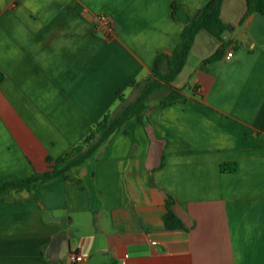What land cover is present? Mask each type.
<instances>
[{
	"label": "crops",
	"instance_id": "0c3cea01",
	"mask_svg": "<svg viewBox=\"0 0 264 264\" xmlns=\"http://www.w3.org/2000/svg\"><path fill=\"white\" fill-rule=\"evenodd\" d=\"M209 1L0 0V180L76 161L180 44L174 5L189 22ZM246 11L224 0L228 41L197 35L172 83L185 102L156 91L91 159L0 198V264H264V17ZM170 197L183 228L165 224Z\"/></svg>",
	"mask_w": 264,
	"mask_h": 264
},
{
	"label": "trees",
	"instance_id": "16d2710c",
	"mask_svg": "<svg viewBox=\"0 0 264 264\" xmlns=\"http://www.w3.org/2000/svg\"><path fill=\"white\" fill-rule=\"evenodd\" d=\"M247 11L241 20L244 23L245 20L252 14L257 13L264 17V0H246ZM224 0H211L209 1L197 14L195 18L185 24L182 32L181 42L174 49L172 54H160L157 58L154 77L155 81H150L143 94L134 102L129 104L123 109L122 112L117 115L108 114L102 121L96 124L90 134L82 141V143L76 147V151L80 153V157L69 164L65 163V159H60L55 162L50 172L45 174H34L32 177L24 180L17 179H3L0 180V198L3 197L9 190L15 188H30L33 184L39 181H50L60 176H65L73 167L80 165L101 149L108 140L116 133L124 123L131 117H138L141 121L143 114L148 109L147 103L156 91L162 88L169 90L168 95L160 102L162 107L169 106L179 101L185 102L187 99L183 94V90L175 89L172 83L178 77V75L184 69L187 59L192 50L194 41L197 35L206 31L213 35L216 39L223 42L222 34L226 30V27L221 18V10ZM179 7L174 5V16L177 18ZM223 55V49L218 50L212 57L206 60L207 63H212L219 60ZM166 64L163 72L162 66ZM4 80V74L0 70V83ZM48 162L51 164L52 160L48 158ZM237 167L235 163H225L221 166V170L224 173H230L236 171ZM174 205V199L170 197L167 201L168 213L166 214L164 221L169 229L183 228L184 224L176 216L172 207Z\"/></svg>",
	"mask_w": 264,
	"mask_h": 264
},
{
	"label": "built area",
	"instance_id": "2783aa9c",
	"mask_svg": "<svg viewBox=\"0 0 264 264\" xmlns=\"http://www.w3.org/2000/svg\"><path fill=\"white\" fill-rule=\"evenodd\" d=\"M98 24L100 28H103L106 31L108 39L114 38L115 26H114V22L112 21L110 17H108L107 15L99 16ZM234 53H235V50L231 49L230 52L227 54V58L228 59L232 58ZM71 260L72 262L81 263V262L86 261V257L83 255L73 254L71 256Z\"/></svg>",
	"mask_w": 264,
	"mask_h": 264
},
{
	"label": "water",
	"instance_id": "95a60500",
	"mask_svg": "<svg viewBox=\"0 0 264 264\" xmlns=\"http://www.w3.org/2000/svg\"><path fill=\"white\" fill-rule=\"evenodd\" d=\"M177 17L178 19L183 22V23H187L188 21V17H187V14L186 12L184 11V9H180L177 13ZM231 32H232V27H227V29L224 31V33L222 34V38L225 40V41H228L227 38L228 36L231 35Z\"/></svg>",
	"mask_w": 264,
	"mask_h": 264
},
{
	"label": "rangeland",
	"instance_id": "374dc122",
	"mask_svg": "<svg viewBox=\"0 0 264 264\" xmlns=\"http://www.w3.org/2000/svg\"><path fill=\"white\" fill-rule=\"evenodd\" d=\"M166 93H167V92H164V91L161 92V93H159V94L157 93V95H155L153 99H155V98H157V97H163L164 94H166ZM130 103H134V101H132V102L130 101ZM127 104H128V103H127Z\"/></svg>",
	"mask_w": 264,
	"mask_h": 264
}]
</instances>
